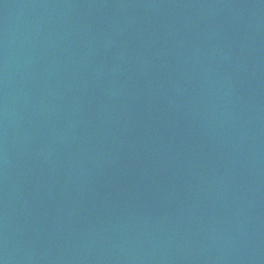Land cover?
I'll use <instances>...</instances> for the list:
<instances>
[{"label":"water","instance_id":"95a60500","mask_svg":"<svg viewBox=\"0 0 264 264\" xmlns=\"http://www.w3.org/2000/svg\"><path fill=\"white\" fill-rule=\"evenodd\" d=\"M0 264H264V0H0Z\"/></svg>","mask_w":264,"mask_h":264}]
</instances>
